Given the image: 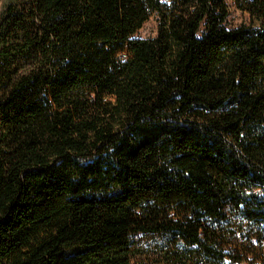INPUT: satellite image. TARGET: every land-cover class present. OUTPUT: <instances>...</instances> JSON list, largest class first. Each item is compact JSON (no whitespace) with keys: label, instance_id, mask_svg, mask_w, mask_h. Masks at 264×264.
Returning a JSON list of instances; mask_svg holds the SVG:
<instances>
[{"label":"trees","instance_id":"obj_1","mask_svg":"<svg viewBox=\"0 0 264 264\" xmlns=\"http://www.w3.org/2000/svg\"><path fill=\"white\" fill-rule=\"evenodd\" d=\"M234 1L260 25L0 0V264H264V0Z\"/></svg>","mask_w":264,"mask_h":264},{"label":"rangeland","instance_id":"obj_2","mask_svg":"<svg viewBox=\"0 0 264 264\" xmlns=\"http://www.w3.org/2000/svg\"><path fill=\"white\" fill-rule=\"evenodd\" d=\"M229 7V15L226 20L228 28H237L240 26L258 27L260 21L253 18L249 13L240 10L234 0H226ZM158 21L156 16H152L143 27L136 33L137 38H153L157 35Z\"/></svg>","mask_w":264,"mask_h":264}]
</instances>
